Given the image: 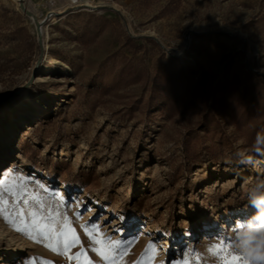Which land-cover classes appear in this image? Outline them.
<instances>
[{"label":"rangeland","instance_id":"rangeland-1","mask_svg":"<svg viewBox=\"0 0 264 264\" xmlns=\"http://www.w3.org/2000/svg\"><path fill=\"white\" fill-rule=\"evenodd\" d=\"M1 131L0 182L63 198L92 264L89 223L117 264L149 243L153 264L216 261L203 245L264 177V0H0ZM33 236L0 212V264H78Z\"/></svg>","mask_w":264,"mask_h":264},{"label":"snow or ice","instance_id":"snow-or-ice-1","mask_svg":"<svg viewBox=\"0 0 264 264\" xmlns=\"http://www.w3.org/2000/svg\"><path fill=\"white\" fill-rule=\"evenodd\" d=\"M59 199L60 207H63L64 200L63 198ZM9 200H11V205ZM60 207L53 208L48 205L46 208V204L39 194L30 193L26 188H18L15 182L11 186L6 180L0 182V212H3L4 219L12 223L16 231L23 232L33 239L36 238L33 236V231H35L39 237L48 241L45 245L47 248L61 255H66L69 262L75 260L78 264H92L80 236L76 229L71 226L68 215L66 213L61 215ZM9 209H11L12 215L19 219L22 226H16L14 220H9ZM80 215L79 212L76 213L77 218ZM81 227L88 237L91 251L96 253L104 264H117L118 259L126 254L122 242L113 241L111 237L105 236L100 231L99 225L89 223L81 225ZM77 246H80V250L75 254H70L71 249ZM228 248L229 245L226 241L210 245L209 251L215 257L217 264H246L242 257L230 254ZM156 253L155 244L149 243L136 264H153ZM188 255V253L183 254V259L177 261V264H191ZM82 257L83 259H81ZM199 260L200 257L196 254V264H199Z\"/></svg>","mask_w":264,"mask_h":264},{"label":"clouds","instance_id":"clouds-1","mask_svg":"<svg viewBox=\"0 0 264 264\" xmlns=\"http://www.w3.org/2000/svg\"><path fill=\"white\" fill-rule=\"evenodd\" d=\"M261 146H264V137L257 136L254 150L257 155H262ZM236 157L241 165L255 167L257 161L252 155L246 152H237ZM249 206L255 211L246 219L236 218L231 225L222 226L216 243L226 241L229 245L230 254L242 257L246 264H264V177H257L246 187ZM204 252L201 256L212 255L209 251L210 245H203ZM191 264H196L195 255L191 248L186 250ZM209 264H217V261H210Z\"/></svg>","mask_w":264,"mask_h":264},{"label":"bare ground","instance_id":"bare-ground-1","mask_svg":"<svg viewBox=\"0 0 264 264\" xmlns=\"http://www.w3.org/2000/svg\"><path fill=\"white\" fill-rule=\"evenodd\" d=\"M29 17H30V16H29ZM49 64L53 65V62H49ZM32 105H33V104H32ZM37 109H38V108H37ZM44 109H45V107L42 106V107H41V110H44ZM34 110H36V107H35V106H32V107H31V111H30L29 114H32ZM4 138H5V132H4V131H1V132H0V140H2V139H4ZM57 153H59L60 155H63V152H62V151H59V152H57Z\"/></svg>","mask_w":264,"mask_h":264}]
</instances>
